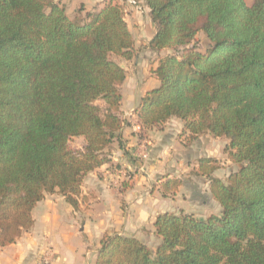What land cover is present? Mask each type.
I'll return each mask as SVG.
<instances>
[{
    "label": "trees",
    "instance_id": "trees-1",
    "mask_svg": "<svg viewBox=\"0 0 264 264\" xmlns=\"http://www.w3.org/2000/svg\"><path fill=\"white\" fill-rule=\"evenodd\" d=\"M146 1L158 25L150 47L172 51L141 99L143 130L178 117L190 138H227L238 168L222 179L212 175L217 159L200 160L220 215L159 214L155 253L136 236L106 233L96 264H264V0ZM84 11L72 18L56 0H0V247L34 225L46 194L79 209L85 176L111 160L120 136L126 70L113 57L132 59L134 38L118 3ZM200 31L205 51L195 47ZM77 136L85 145L73 149Z\"/></svg>",
    "mask_w": 264,
    "mask_h": 264
},
{
    "label": "crops",
    "instance_id": "crops-1",
    "mask_svg": "<svg viewBox=\"0 0 264 264\" xmlns=\"http://www.w3.org/2000/svg\"><path fill=\"white\" fill-rule=\"evenodd\" d=\"M56 1L65 5L73 18L81 5L85 11L93 10L108 0ZM112 1L122 6L134 38L135 54L129 60L115 58L126 70V78L120 85L122 101L118 112L124 123L120 136L108 149L111 160L85 176L79 209L59 193L46 194L33 210L34 225L17 242L0 247V264H37L47 249L54 252V264H96L106 233L136 236L156 249L161 242L155 227L159 214L183 212L207 218L223 211L211 192L207 174L200 170V160L217 159L219 167L212 175L226 179L238 168L225 152L227 138L208 132L190 138L189 133H183L184 122L178 117H171L161 128L141 133L134 130L142 97L160 85L152 70L172 50L150 47L158 25L151 18L146 0H140L141 11L123 0ZM200 36L201 32L197 38ZM206 40L210 45L207 36ZM132 110L135 112L131 116ZM172 178L182 183L166 192L163 184Z\"/></svg>",
    "mask_w": 264,
    "mask_h": 264
},
{
    "label": "rangeland",
    "instance_id": "rangeland-1",
    "mask_svg": "<svg viewBox=\"0 0 264 264\" xmlns=\"http://www.w3.org/2000/svg\"><path fill=\"white\" fill-rule=\"evenodd\" d=\"M246 1H247V3H248L249 5H252L253 2H254V0H246ZM200 32L202 33V36H200L199 38H197V40H196V42H195V47L198 48V49H200L201 51H205L209 45H208V42H207V40H206V36L204 35L205 33H204L203 31H200ZM190 47H192V44H191ZM182 50H183V48L180 49L181 52H182ZM179 54H182V53H179ZM117 57H118V56H114L113 58L115 59V58H117ZM96 103H97L98 105H100L102 109H104L105 106H106L105 102L102 101L101 99L97 100ZM132 111H133V113L135 112L134 110H132ZM132 111H131V112H132ZM131 112H129V113H131ZM131 116H132V115H131ZM134 123H135V122H134ZM133 128H134V124H133ZM134 130H135V128H134ZM135 131H136V130H135ZM142 131H143V129H142L141 131H137V132H138V133H141ZM69 144H70V147L73 148V149H80V148H82V147L85 145V138H84L83 136H77V137H74V138H72V139L70 140V143H69ZM225 168H226V166L223 168L222 171L225 172V171H226ZM232 170H233V169H231V171H232ZM152 250H153V252L155 253L156 249H152Z\"/></svg>",
    "mask_w": 264,
    "mask_h": 264
},
{
    "label": "built area",
    "instance_id": "built-area-1",
    "mask_svg": "<svg viewBox=\"0 0 264 264\" xmlns=\"http://www.w3.org/2000/svg\"><path fill=\"white\" fill-rule=\"evenodd\" d=\"M123 2L140 11L143 10L140 0H123ZM133 114L134 113L132 111L131 115ZM134 128L136 131H141L143 129L142 124L139 119L135 121ZM54 263H55L54 252L51 249H47L41 254V257L37 264H54Z\"/></svg>",
    "mask_w": 264,
    "mask_h": 264
}]
</instances>
